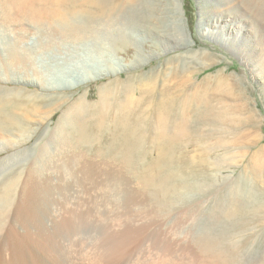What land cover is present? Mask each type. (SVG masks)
<instances>
[{"label": "rangeland", "instance_id": "374dc122", "mask_svg": "<svg viewBox=\"0 0 264 264\" xmlns=\"http://www.w3.org/2000/svg\"><path fill=\"white\" fill-rule=\"evenodd\" d=\"M232 1L146 0L147 12L134 4L117 17L131 41L117 52L123 70L76 79L71 87L63 82L77 77L67 72L76 64L71 44L58 39L53 25L18 11L13 0H0V102L35 106L25 117L6 109L20 126L0 131V262L56 264L68 255L75 264H264V0H240L262 26L243 20ZM174 4L188 36L178 47L170 40L185 36L175 32ZM218 17L243 32L245 58L203 35ZM195 51L212 57L193 58ZM180 60L193 63L190 73L204 86L197 139L230 164L194 173L190 188L167 205L140 180L155 153L129 165L97 152L95 144L66 146L59 127L76 98L88 94L94 102L110 80L165 72Z\"/></svg>", "mask_w": 264, "mask_h": 264}, {"label": "bare ground", "instance_id": "6f19581e", "mask_svg": "<svg viewBox=\"0 0 264 264\" xmlns=\"http://www.w3.org/2000/svg\"><path fill=\"white\" fill-rule=\"evenodd\" d=\"M159 3L161 4L160 0ZM134 4H138L136 9H147L146 0H13V6L18 11L27 13L29 18L37 20L38 23L53 25L58 39L71 44V53L76 64H70L71 68L66 67L69 71L65 69L67 72L76 73L77 77L63 80L64 84L71 87L78 83H75L76 79L80 82L92 81L101 76L118 74L123 70L125 63L121 62L117 52L129 48L128 44L131 41H128L129 37L127 38L123 32L124 24H121L117 17L121 13H127L129 7ZM232 6L235 10L240 9L243 20L262 26L258 24L257 17L260 16H254L252 7L248 11L249 8L244 7L240 0H233ZM173 13L177 16L175 25L178 29H175V32L185 36V39L176 36L175 40H170L178 47L187 41L188 36L184 32L181 18L178 17L179 5L174 4ZM200 20V26L204 27V20ZM262 27L257 32L258 39L263 36ZM238 28L234 22L228 23L222 17H218L214 28H203V35L238 49V53L245 58L248 47L243 32ZM116 31L118 34H114ZM95 45H99V51L95 53L90 54L83 50ZM113 46L116 50L114 48L112 49L114 51H109ZM200 56L201 59L208 60L212 53L204 51L191 53L193 58ZM95 62L97 65L92 68L89 64ZM186 62L180 60L165 72L160 70L149 74L138 73L110 80L100 86L98 99L94 102H91L88 94L76 98L72 105L73 109L65 112L60 121L63 144L78 150L92 148L95 144L97 152L118 156L129 165H133L137 157H145L148 152L155 153L156 157L149 161L140 180L144 189L157 201L166 202L167 205L174 202L180 189H188V186L190 188V180H193L194 173L199 170L216 172L224 163L230 164V158L213 157L214 146L201 143L197 139L205 102L204 86L196 80L197 72L190 73L193 63L189 66ZM76 71L80 72L81 80L78 79ZM50 85L54 86L52 83ZM33 107L35 106L31 103L19 104L17 100L0 102V131L5 128H18L19 117L12 114L21 111L24 117L32 115ZM6 109L12 110V114L6 113ZM190 148H195L197 155H190L188 150ZM178 170L181 171V175ZM8 194L9 191L3 199H6ZM15 250H19L18 253L21 251ZM10 262L1 261L0 264ZM56 264L75 263L67 255Z\"/></svg>", "mask_w": 264, "mask_h": 264}]
</instances>
